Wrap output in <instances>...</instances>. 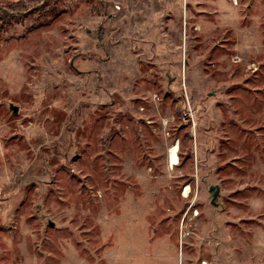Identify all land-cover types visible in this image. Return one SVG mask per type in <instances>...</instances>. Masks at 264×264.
<instances>
[{"label": "rangeland", "instance_id": "1", "mask_svg": "<svg viewBox=\"0 0 264 264\" xmlns=\"http://www.w3.org/2000/svg\"><path fill=\"white\" fill-rule=\"evenodd\" d=\"M203 260L264 264V0H0V264Z\"/></svg>", "mask_w": 264, "mask_h": 264}, {"label": "bare ground", "instance_id": "2", "mask_svg": "<svg viewBox=\"0 0 264 264\" xmlns=\"http://www.w3.org/2000/svg\"><path fill=\"white\" fill-rule=\"evenodd\" d=\"M175 159H176L175 146L171 145L167 150V160L169 163H174ZM190 189H191L190 186L186 184L185 187L183 188L182 195L187 196ZM200 264H208V263L206 262V260H203L201 261Z\"/></svg>", "mask_w": 264, "mask_h": 264}, {"label": "water", "instance_id": "3", "mask_svg": "<svg viewBox=\"0 0 264 264\" xmlns=\"http://www.w3.org/2000/svg\"><path fill=\"white\" fill-rule=\"evenodd\" d=\"M10 108L12 109L13 112H17V107L15 105H10ZM209 190L211 191L213 195V199H215L218 194V187L216 185L211 184L209 186Z\"/></svg>", "mask_w": 264, "mask_h": 264}]
</instances>
